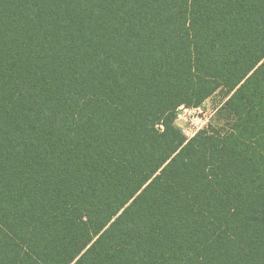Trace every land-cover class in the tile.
Wrapping results in <instances>:
<instances>
[{"label":"trees","instance_id":"16d2710c","mask_svg":"<svg viewBox=\"0 0 264 264\" xmlns=\"http://www.w3.org/2000/svg\"><path fill=\"white\" fill-rule=\"evenodd\" d=\"M0 264H264V0H0Z\"/></svg>","mask_w":264,"mask_h":264},{"label":"rangeland","instance_id":"374dc122","mask_svg":"<svg viewBox=\"0 0 264 264\" xmlns=\"http://www.w3.org/2000/svg\"><path fill=\"white\" fill-rule=\"evenodd\" d=\"M225 100V90L219 89L194 108H181L178 110L175 124L186 138L192 137L199 129L209 122H215V112Z\"/></svg>","mask_w":264,"mask_h":264},{"label":"built area","instance_id":"2783aa9c","mask_svg":"<svg viewBox=\"0 0 264 264\" xmlns=\"http://www.w3.org/2000/svg\"><path fill=\"white\" fill-rule=\"evenodd\" d=\"M181 108H183V107H180L179 109H181Z\"/></svg>","mask_w":264,"mask_h":264}]
</instances>
